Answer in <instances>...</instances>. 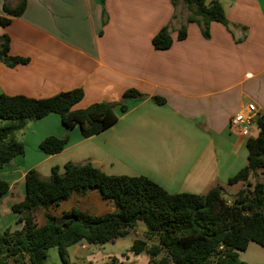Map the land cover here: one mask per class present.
Here are the masks:
<instances>
[{
	"label": "crops",
	"instance_id": "0c3cea01",
	"mask_svg": "<svg viewBox=\"0 0 264 264\" xmlns=\"http://www.w3.org/2000/svg\"><path fill=\"white\" fill-rule=\"evenodd\" d=\"M216 1L230 30L211 22L208 38L187 22L184 4L170 0H26L23 14L0 26L9 54L28 59L14 67L0 62V94L43 99L81 89L73 110L118 102L128 89L146 96L127 100V111L89 138L78 126L65 128L56 114L28 122L24 154L0 170L9 183L0 199V233L20 228L11 206L24 196L26 172L45 178L68 162L112 176H144L170 194H204L215 186L226 192L227 180L247 164L246 139L230 132V119L248 103L264 114V0ZM19 2L0 0V17H6L4 3ZM183 26L186 37L178 40ZM164 27L172 45L158 50L152 39ZM49 136L68 143L60 153L44 154L39 144ZM82 242L73 245L74 255L87 248ZM238 257L264 264V249L250 243Z\"/></svg>",
	"mask_w": 264,
	"mask_h": 264
},
{
	"label": "trees",
	"instance_id": "16d2710c",
	"mask_svg": "<svg viewBox=\"0 0 264 264\" xmlns=\"http://www.w3.org/2000/svg\"><path fill=\"white\" fill-rule=\"evenodd\" d=\"M182 3L190 11L187 22L196 23L204 38L209 37L211 22H219L230 30L222 5L218 1L170 0ZM26 0L15 7L3 4L0 26L12 17H19ZM186 37L183 26L178 40ZM7 35L0 36V62L7 67L26 64L27 58L11 56ZM155 49L165 50L172 45L169 28L164 27L152 39ZM146 96L134 89L126 90L120 101L98 102L81 110L72 107L83 98L81 89L60 92L43 99L0 94V170L24 154V145L15 133L28 122L56 114L65 128L78 126L81 136L99 134L127 111V100ZM158 104L163 99L151 98ZM258 133L246 140L247 164L227 180V185L243 184L230 200L224 198L220 186L204 194H170L144 176H112L90 163H66L62 173L51 168L42 178L30 169L24 177V196L11 206L18 215L19 229H4L0 233V264H45L47 251L56 248L63 264H68L67 249L79 242L101 245L130 235L141 222L145 226L142 238L134 239L128 253L148 255L146 264H248L238 257L250 243L264 249V184L250 179L264 171V114L257 117ZM68 143L67 137L49 136L43 139L40 150L47 155L60 153ZM96 190L113 211L90 216L76 207L59 215L50 212L74 195ZM9 191V183L0 179V199ZM43 211L39 223L36 212ZM124 257L127 254L123 255ZM114 258V257H113Z\"/></svg>",
	"mask_w": 264,
	"mask_h": 264
},
{
	"label": "rangeland",
	"instance_id": "374dc122",
	"mask_svg": "<svg viewBox=\"0 0 264 264\" xmlns=\"http://www.w3.org/2000/svg\"><path fill=\"white\" fill-rule=\"evenodd\" d=\"M184 7L186 8L185 5ZM24 128L15 133L16 139L20 142L22 139H26V137H24ZM257 133L258 129L254 126L252 128L251 137H255ZM27 139L31 141L30 137ZM62 171L60 173H62ZM257 173L258 174L252 177L250 181L252 183L261 182L264 184V171H258ZM242 187L243 184L241 183L228 185V188L224 193V198L230 200L232 196ZM71 207H76L90 216H101L113 211L111 205L107 201L103 200L96 190L88 191L83 195H74L69 200L60 203L57 208H50L49 210L51 213L59 215L63 210H68ZM43 211L44 210H38L36 212L39 223L43 222ZM144 230L145 226L140 222L136 229L127 237L101 245L86 244L87 248L80 250L76 253V255H74L75 246L68 247V264H146L150 261V257L148 255H130L128 259L126 256H123L129 251L134 239L142 238ZM82 243H84V241ZM240 253L241 252H238V256ZM45 264H63L56 248L48 249Z\"/></svg>",
	"mask_w": 264,
	"mask_h": 264
},
{
	"label": "built area",
	"instance_id": "2783aa9c",
	"mask_svg": "<svg viewBox=\"0 0 264 264\" xmlns=\"http://www.w3.org/2000/svg\"><path fill=\"white\" fill-rule=\"evenodd\" d=\"M260 115L262 114L257 107L253 103H248L230 119V132L247 140L251 137L252 128L256 126L255 121Z\"/></svg>",
	"mask_w": 264,
	"mask_h": 264
}]
</instances>
